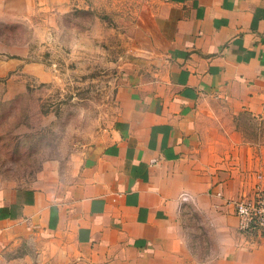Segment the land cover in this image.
<instances>
[{
	"label": "crops",
	"instance_id": "crops-1",
	"mask_svg": "<svg viewBox=\"0 0 264 264\" xmlns=\"http://www.w3.org/2000/svg\"><path fill=\"white\" fill-rule=\"evenodd\" d=\"M148 2L112 123L69 173L0 186V264H264L232 204L264 192V0Z\"/></svg>",
	"mask_w": 264,
	"mask_h": 264
},
{
	"label": "rangeland",
	"instance_id": "rangeland-1",
	"mask_svg": "<svg viewBox=\"0 0 264 264\" xmlns=\"http://www.w3.org/2000/svg\"><path fill=\"white\" fill-rule=\"evenodd\" d=\"M148 1L67 0L61 13L52 0H31L30 11L0 1V186L69 173L112 123L109 60L145 27ZM236 126L257 130L246 116Z\"/></svg>",
	"mask_w": 264,
	"mask_h": 264
},
{
	"label": "built area",
	"instance_id": "built-area-1",
	"mask_svg": "<svg viewBox=\"0 0 264 264\" xmlns=\"http://www.w3.org/2000/svg\"><path fill=\"white\" fill-rule=\"evenodd\" d=\"M232 204L240 232H260L264 235V192L256 194L252 199H238Z\"/></svg>",
	"mask_w": 264,
	"mask_h": 264
}]
</instances>
